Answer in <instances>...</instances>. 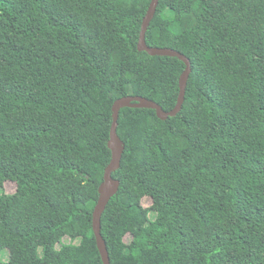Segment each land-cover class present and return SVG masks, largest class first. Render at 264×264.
Wrapping results in <instances>:
<instances>
[{
    "label": "trees",
    "instance_id": "1",
    "mask_svg": "<svg viewBox=\"0 0 264 264\" xmlns=\"http://www.w3.org/2000/svg\"><path fill=\"white\" fill-rule=\"evenodd\" d=\"M150 3L0 0V264H104L113 104L171 111L186 70L139 51ZM146 41L192 70L176 116L120 111L111 264H264V0H160Z\"/></svg>",
    "mask_w": 264,
    "mask_h": 264
},
{
    "label": "water",
    "instance_id": "2",
    "mask_svg": "<svg viewBox=\"0 0 264 264\" xmlns=\"http://www.w3.org/2000/svg\"><path fill=\"white\" fill-rule=\"evenodd\" d=\"M159 2L160 0H151L149 9L142 23L138 49L139 51H147L152 56L159 55L178 57L186 63V70L180 77V93L177 105L171 111H165L159 104H157L153 100H149L142 96H124L117 99L113 104V124L111 127L110 139L108 143L109 148L112 151V159L109 165L105 168L104 180L99 186V199L93 213L94 233L104 264H111V261L106 242L101 233V218L110 199L119 191L121 183L119 180L113 177V173L120 168L123 153L125 151V144L120 138L117 131L120 111L122 110V108L126 107L151 108L156 110L157 116L162 120H166L171 116H176L183 108L188 79L192 70L191 61L184 54L171 48L151 47L147 44L146 33L151 21L155 16Z\"/></svg>",
    "mask_w": 264,
    "mask_h": 264
},
{
    "label": "rangeland",
    "instance_id": "3",
    "mask_svg": "<svg viewBox=\"0 0 264 264\" xmlns=\"http://www.w3.org/2000/svg\"><path fill=\"white\" fill-rule=\"evenodd\" d=\"M15 190H16V183H15V182H12V181H7V182L5 183V185H4V187H3L2 189H0V193H1V192L13 193V192H15ZM151 202H152V200H151L150 197H144L143 200H142V203H143V205H145V206L150 205ZM130 239H131L130 235H127V236L125 237V240H126L127 242L130 241ZM62 242H63V243H69V242H71V239H70V237L65 236V237L63 238ZM60 246H61V244L59 243V244L57 245V247L59 248ZM8 257H9V252H8V250H4L3 253H2V258H3L4 260H7Z\"/></svg>",
    "mask_w": 264,
    "mask_h": 264
}]
</instances>
